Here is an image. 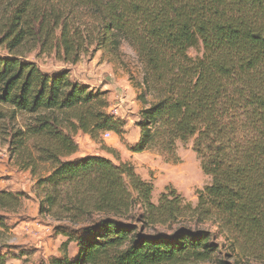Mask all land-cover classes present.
I'll return each mask as SVG.
<instances>
[{
	"label": "trees",
	"instance_id": "16d2710c",
	"mask_svg": "<svg viewBox=\"0 0 264 264\" xmlns=\"http://www.w3.org/2000/svg\"><path fill=\"white\" fill-rule=\"evenodd\" d=\"M122 40L144 63L142 84L155 98L131 149L175 157L179 142L192 141L212 177L195 206L172 187L155 203L153 183L128 162L63 159L78 152L76 133L120 135L125 122L107 111L104 92L22 53L56 49L77 63L95 42L118 50ZM199 43L202 55L191 56ZM0 45L8 52L0 123L28 118L10 130L11 150L44 193L40 213L70 223L55 227L64 254L49 264L213 263L220 246L208 222L242 254L264 253V0H0ZM24 198L0 188V229Z\"/></svg>",
	"mask_w": 264,
	"mask_h": 264
},
{
	"label": "rangeland",
	"instance_id": "374dc122",
	"mask_svg": "<svg viewBox=\"0 0 264 264\" xmlns=\"http://www.w3.org/2000/svg\"><path fill=\"white\" fill-rule=\"evenodd\" d=\"M99 46L96 42L90 45L89 51L77 63L64 60L62 54L57 55L56 49L43 51L36 48L22 53L23 59L35 62L45 72L53 74L69 70L72 80L87 84L95 92H104L110 103L107 111L125 122L122 134L111 132L108 138L104 132L97 139L83 132L76 133L74 140L79 145L78 152L63 159L77 160L88 155H101L116 164L128 162L144 180L153 183L152 200L155 203L167 187H172L195 206L198 191L209 185L212 177L203 172L193 142H179L175 157L157 148L143 152L131 149L142 135L138 125L140 112L155 98L153 94L145 92L142 84L145 66L128 41L122 40L118 50ZM202 53L201 43L189 50L193 57ZM0 56H8L3 45H0ZM28 122V118L22 116L0 123V188L25 194L23 204L16 212L5 213L7 227L0 229V258L5 259V264H49L53 257H62V243L66 237L55 227L70 225L40 213L44 193L37 192L36 178L21 167L13 155L10 130ZM129 221L136 223L135 218ZM205 227L218 232L215 242L220 246L214 254L213 263L209 264H264V253L258 256L242 254L237 242L220 232L217 224L208 222ZM78 253L77 243H70L68 256L76 258Z\"/></svg>",
	"mask_w": 264,
	"mask_h": 264
},
{
	"label": "built area",
	"instance_id": "2783aa9c",
	"mask_svg": "<svg viewBox=\"0 0 264 264\" xmlns=\"http://www.w3.org/2000/svg\"><path fill=\"white\" fill-rule=\"evenodd\" d=\"M104 135H105L106 138H108V137L111 136V132H109V131L108 132H105Z\"/></svg>",
	"mask_w": 264,
	"mask_h": 264
}]
</instances>
